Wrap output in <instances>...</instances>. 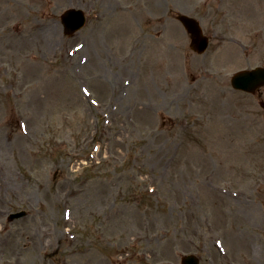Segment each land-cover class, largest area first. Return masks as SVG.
I'll use <instances>...</instances> for the list:
<instances>
[{
    "label": "rangeland",
    "instance_id": "rangeland-1",
    "mask_svg": "<svg viewBox=\"0 0 264 264\" xmlns=\"http://www.w3.org/2000/svg\"><path fill=\"white\" fill-rule=\"evenodd\" d=\"M255 65L264 0H0V264H264Z\"/></svg>",
    "mask_w": 264,
    "mask_h": 264
},
{
    "label": "water",
    "instance_id": "water-1",
    "mask_svg": "<svg viewBox=\"0 0 264 264\" xmlns=\"http://www.w3.org/2000/svg\"><path fill=\"white\" fill-rule=\"evenodd\" d=\"M65 31L71 33L72 30L77 29L84 23L83 15L80 11L75 9H69L62 15ZM182 24L191 33L192 41L191 47L196 51H202L205 49L207 41L205 37L201 35V32L197 26V23L186 16H179ZM232 85L236 88L253 91L255 88L264 85V67H255L251 70H244L237 72L232 78ZM186 264H195V260L192 256L183 258Z\"/></svg>",
    "mask_w": 264,
    "mask_h": 264
},
{
    "label": "bare ground",
    "instance_id": "bare-ground-1",
    "mask_svg": "<svg viewBox=\"0 0 264 264\" xmlns=\"http://www.w3.org/2000/svg\"><path fill=\"white\" fill-rule=\"evenodd\" d=\"M150 105H151V104H150ZM19 235H20V236H23L25 239H27V238L24 236L23 233L20 232ZM28 239H31V236H28ZM17 243H18V242H17Z\"/></svg>",
    "mask_w": 264,
    "mask_h": 264
}]
</instances>
